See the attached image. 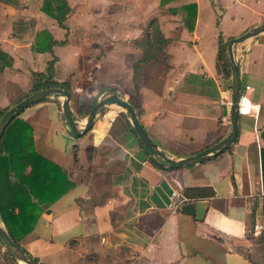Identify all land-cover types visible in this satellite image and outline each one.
<instances>
[{
    "label": "crops",
    "instance_id": "crops-1",
    "mask_svg": "<svg viewBox=\"0 0 264 264\" xmlns=\"http://www.w3.org/2000/svg\"><path fill=\"white\" fill-rule=\"evenodd\" d=\"M45 1L0 0V111L30 95L34 72H46L53 54L33 47L47 31L59 43L54 80L71 84L74 116L77 94L98 102L118 93L172 159L198 155L229 137L225 102L232 77L217 73L219 37L238 38L264 24V0H103L101 10L98 0H67V29L42 10ZM186 6H196V13ZM155 19L170 46L139 62L137 42ZM234 54L241 59L242 87L261 105L259 117L241 116L229 150L194 167H156L124 111L110 110L80 138L63 116L61 96L22 112L36 152L75 184L45 208L22 247L40 264H264V229H254L264 228V33L235 46ZM96 156L109 173L107 189L84 180L81 168ZM188 188L214 192L192 201L209 202L203 221L174 207L173 192ZM11 260L0 240V264Z\"/></svg>",
    "mask_w": 264,
    "mask_h": 264
},
{
    "label": "trees",
    "instance_id": "trees-1",
    "mask_svg": "<svg viewBox=\"0 0 264 264\" xmlns=\"http://www.w3.org/2000/svg\"><path fill=\"white\" fill-rule=\"evenodd\" d=\"M169 1L171 0H162V3L167 4ZM185 8L192 9L196 13V6H186ZM42 10L55 19L61 28L67 29L66 21L71 12L67 0H46ZM230 40H226L222 36L219 37L216 69L218 75L223 79H231L232 77L228 55V42ZM170 43L171 39L166 38L162 33L158 21L156 19L151 21L145 28L143 39L137 42V45L143 50V57L139 62L149 63L155 59L158 52L166 53ZM58 44L47 31L41 33L35 40L34 51L40 53L50 52L53 54V59L49 62L46 72L33 73L35 82L30 95L49 88H63L71 93L73 92L70 83H59L54 80L55 64L58 58L54 55L53 48ZM137 68L136 65L135 78L137 77ZM96 103L97 101H93L89 112L83 117L89 116ZM76 109L78 113H81V104ZM7 111H0V120ZM20 116L12 119L0 142V220L12 239L28 253L22 247L21 241L34 231L45 208L51 206L75 184L68 183L63 178L60 167L36 152L33 128ZM128 123L140 146L148 152L147 147L139 140L130 121ZM74 158L75 162L78 163L77 153H75ZM90 158H92V155ZM152 161L156 167L165 169L154 160ZM213 194L212 190L188 188L184 191L183 196L188 199L187 203H190L193 200L209 198ZM262 240L264 242V236ZM7 253L11 255L8 250ZM11 258L16 260L12 255ZM35 260L40 264L38 259L35 258Z\"/></svg>",
    "mask_w": 264,
    "mask_h": 264
},
{
    "label": "water",
    "instance_id": "water-1",
    "mask_svg": "<svg viewBox=\"0 0 264 264\" xmlns=\"http://www.w3.org/2000/svg\"><path fill=\"white\" fill-rule=\"evenodd\" d=\"M264 33V24L259 25L238 38H233L228 42V55L232 70V93H231V134L228 138L219 142L206 150L202 151L198 155L190 156L182 159H172L168 157L158 146L155 141L149 136L146 129L140 123L135 107L128 101L121 99L118 95H110L100 101H98L92 108L88 118L87 123L84 127H81L79 122L75 120L71 108V101L73 94L63 88H49L36 93H33L26 97L25 99L18 102L14 107L9 109L0 120V142L5 133V130L11 123L12 119L19 116L26 109L43 102L44 100L53 97L61 96L64 98L62 103V113L66 119L70 131L76 138H80L91 131L95 125V122L99 114L107 107L112 105H117L124 112L130 116L131 125L136 132L141 143L147 147L151 158L159 165L167 168H180V167H194L196 165L202 164L211 160L219 154H222L229 150L232 144L236 141L238 135V123H239V99L242 90V81L240 73V61L241 59H236L234 54V47L237 45L244 44L249 40H252L259 35ZM245 48L241 51V56L243 55ZM209 206L208 201H198L187 203L182 206L181 212L188 216H196L199 221H203L207 209ZM0 239L4 244L5 248L14 256L17 260L25 264H38L34 257L26 253L9 235L5 229L4 224L0 220Z\"/></svg>",
    "mask_w": 264,
    "mask_h": 264
},
{
    "label": "rangeland",
    "instance_id": "rangeland-1",
    "mask_svg": "<svg viewBox=\"0 0 264 264\" xmlns=\"http://www.w3.org/2000/svg\"><path fill=\"white\" fill-rule=\"evenodd\" d=\"M113 2L117 3L116 0H114ZM113 2H110V6H109V10L110 11H114L115 13L117 12L118 7L111 4ZM98 4V8L97 10H101V5H105L106 2L103 0H98L97 2ZM113 5V6H111ZM114 9V10H113ZM95 88H98V85H95ZM126 90V87H125ZM112 92V91H110ZM113 92H117V89H115ZM113 94H118V93H112ZM120 94H123V91H121ZM110 96V95H109ZM104 99V98H103ZM95 100V96H88L86 95L84 92L82 94H77V97L75 98V102H74V110H75V120L77 122H79L81 127H84V123L87 120L88 117H83L84 115H86L89 110H90V106L92 105L93 101ZM132 102L135 103L134 99H131ZM81 104V108H82V112L78 113L76 110V108L78 107V105ZM113 110L115 112L118 111H123L121 108L115 107V108H105L104 112H101L96 120V124L104 121V117L105 115L110 111ZM24 115V112L22 113V116ZM91 131H89L88 133H90ZM96 155V154H95ZM79 168V166H78ZM82 172L85 176L84 180L87 182H91L93 183L96 187H104L105 189H107V187H109L110 184V178H109V173L107 172V169L105 166H103L99 159L98 156H96V158L93 161L89 162V166L88 168L84 169L83 167L81 168ZM63 173V172H62ZM69 183V180H68ZM23 264V263H22Z\"/></svg>",
    "mask_w": 264,
    "mask_h": 264
},
{
    "label": "built area",
    "instance_id": "built-area-1",
    "mask_svg": "<svg viewBox=\"0 0 264 264\" xmlns=\"http://www.w3.org/2000/svg\"><path fill=\"white\" fill-rule=\"evenodd\" d=\"M251 88L249 86H243L241 90V95L239 99V114L241 116L252 117L257 119L261 111V105L256 103L250 96ZM228 109L231 111V99L225 102ZM173 198L176 199L174 207L176 209H181L183 205L187 204L188 199L178 192H173ZM255 233H261L263 231L262 225L255 226ZM8 264H22L19 260L12 259Z\"/></svg>",
    "mask_w": 264,
    "mask_h": 264
},
{
    "label": "bare ground",
    "instance_id": "bare-ground-1",
    "mask_svg": "<svg viewBox=\"0 0 264 264\" xmlns=\"http://www.w3.org/2000/svg\"><path fill=\"white\" fill-rule=\"evenodd\" d=\"M112 106H114V107H118L117 105H112ZM86 123H87V121H86ZM86 123H85L84 125H86ZM23 264H25V263H23Z\"/></svg>",
    "mask_w": 264,
    "mask_h": 264
}]
</instances>
